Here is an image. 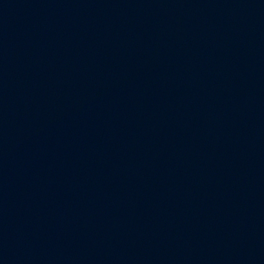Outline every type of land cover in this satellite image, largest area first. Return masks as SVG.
I'll list each match as a JSON object with an SVG mask.
<instances>
[{
	"label": "water",
	"instance_id": "water-1",
	"mask_svg": "<svg viewBox=\"0 0 264 264\" xmlns=\"http://www.w3.org/2000/svg\"><path fill=\"white\" fill-rule=\"evenodd\" d=\"M0 264H264V0H0Z\"/></svg>",
	"mask_w": 264,
	"mask_h": 264
}]
</instances>
